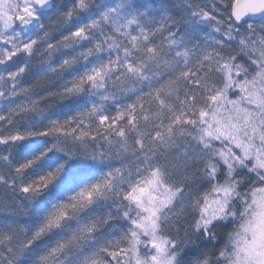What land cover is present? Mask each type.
Instances as JSON below:
<instances>
[{"label":"snow or ice","instance_id":"6c2138e0","mask_svg":"<svg viewBox=\"0 0 264 264\" xmlns=\"http://www.w3.org/2000/svg\"><path fill=\"white\" fill-rule=\"evenodd\" d=\"M0 264H264V0H0Z\"/></svg>","mask_w":264,"mask_h":264},{"label":"trees","instance_id":"16d2710c","mask_svg":"<svg viewBox=\"0 0 264 264\" xmlns=\"http://www.w3.org/2000/svg\"><path fill=\"white\" fill-rule=\"evenodd\" d=\"M0 199H3V197H2V196H0Z\"/></svg>","mask_w":264,"mask_h":264}]
</instances>
